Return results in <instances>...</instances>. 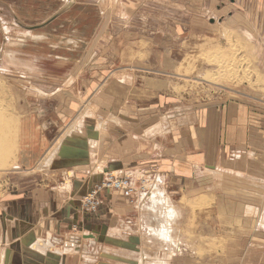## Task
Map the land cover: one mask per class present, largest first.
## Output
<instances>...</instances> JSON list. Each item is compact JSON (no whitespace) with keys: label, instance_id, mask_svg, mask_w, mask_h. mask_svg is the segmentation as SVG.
<instances>
[{"label":"crops","instance_id":"0c3cea01","mask_svg":"<svg viewBox=\"0 0 264 264\" xmlns=\"http://www.w3.org/2000/svg\"><path fill=\"white\" fill-rule=\"evenodd\" d=\"M115 79L90 98L96 125L52 161L61 183L0 203V264H205L217 236L232 238L225 264H264V105L213 102L183 120L152 101L162 93L149 79L139 87ZM108 172L145 178L150 191L133 203L104 193L88 216L81 199ZM195 199L211 202L213 215H192Z\"/></svg>","mask_w":264,"mask_h":264},{"label":"rangeland","instance_id":"374dc122","mask_svg":"<svg viewBox=\"0 0 264 264\" xmlns=\"http://www.w3.org/2000/svg\"><path fill=\"white\" fill-rule=\"evenodd\" d=\"M114 78L138 87L149 79L162 93L152 101L183 120L213 102L264 105V0H0V203L61 183L52 163L96 125L90 98ZM148 181L135 182V196ZM189 204L192 215H213L211 202ZM231 239L211 237L205 264H225Z\"/></svg>","mask_w":264,"mask_h":264},{"label":"built area","instance_id":"2783aa9c","mask_svg":"<svg viewBox=\"0 0 264 264\" xmlns=\"http://www.w3.org/2000/svg\"><path fill=\"white\" fill-rule=\"evenodd\" d=\"M142 184L143 186L140 188L138 187V189L143 190V181ZM136 191L137 190L132 187V181L129 177L120 179L116 175H108V181L100 182L92 188L81 200V203L84 205L85 213L92 212L95 215L102 207L101 204L103 200L100 195L103 193H119L125 199L129 200V202L133 203Z\"/></svg>","mask_w":264,"mask_h":264},{"label":"bare ground","instance_id":"6f19581e","mask_svg":"<svg viewBox=\"0 0 264 264\" xmlns=\"http://www.w3.org/2000/svg\"><path fill=\"white\" fill-rule=\"evenodd\" d=\"M128 78V77H127ZM2 117H1V115H0V145H6L7 144V139H3V137L4 136H6L5 135V131H4V123H3V121H2ZM6 143V144H5ZM3 150V149H2ZM1 151V150H0ZM2 153L3 152H0V164L1 165H5L4 164V157H3V155H2ZM50 153V152H49ZM3 167H5V166H3ZM108 175H116L115 173H106V178L104 179V180H102L101 182H103V181H108ZM118 178H120V179H123L122 177H120V176H118V175H116ZM125 178V177H124ZM127 178V177H126ZM129 179H131V178H129ZM100 183V182H99ZM98 185V184H97ZM137 183H135V184H133L132 183V187L134 188V189H136V190H138L137 189ZM96 186V185H95ZM94 186V187H95ZM93 187V188H94ZM143 189H144V187H143ZM159 190H160V186H159ZM137 192V191H136ZM160 193V192H159ZM136 194V193H135ZM81 206H82V210H83V212L85 213V211H84V205H82V203H81ZM167 215V214H166ZM171 217V216H170ZM174 218V217H173ZM171 225V224H170ZM172 226V225H171ZM173 229H174V227H173ZM159 233V232H158ZM162 235V234H161ZM163 236V235H162ZM160 236V238H162V242H163V244H168V246H170L171 244V241L172 240H170V239H168V237L166 238L165 236ZM171 238L173 239V237H172V235H171ZM174 239H175V237H174ZM177 239V238H176ZM171 247V246H170ZM171 250V249H170ZM145 264V263H144Z\"/></svg>","mask_w":264,"mask_h":264},{"label":"water","instance_id":"95a60500","mask_svg":"<svg viewBox=\"0 0 264 264\" xmlns=\"http://www.w3.org/2000/svg\"><path fill=\"white\" fill-rule=\"evenodd\" d=\"M73 3H74V2L72 1L71 4H70V6L65 7L64 10L69 9V7H71V6L73 5ZM62 13H64V11H63ZM60 14H61V13H59V14L53 16V18H52L49 22H51V21H53L54 19H56L57 17H59ZM49 22L46 23V24H44V25H36L35 27H29V29H30V30H35V29L43 28V27H45L46 25H48ZM64 150H65V148L63 147V151H64ZM76 249H77V248H76Z\"/></svg>","mask_w":264,"mask_h":264}]
</instances>
